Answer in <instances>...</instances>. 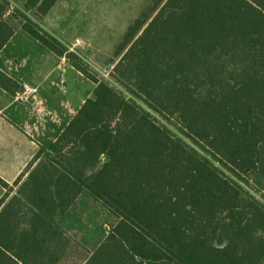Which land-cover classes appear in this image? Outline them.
<instances>
[{"label":"trees","instance_id":"obj_1","mask_svg":"<svg viewBox=\"0 0 264 264\" xmlns=\"http://www.w3.org/2000/svg\"><path fill=\"white\" fill-rule=\"evenodd\" d=\"M21 1L41 19L58 0ZM11 6L0 0V51ZM153 9L128 27L108 77L23 14L96 86L9 199L0 178V264H58L76 242L61 218L84 194L112 227L83 264H264V0ZM0 86L20 90L2 70Z\"/></svg>","mask_w":264,"mask_h":264},{"label":"crops","instance_id":"obj_2","mask_svg":"<svg viewBox=\"0 0 264 264\" xmlns=\"http://www.w3.org/2000/svg\"><path fill=\"white\" fill-rule=\"evenodd\" d=\"M88 10L92 16L97 14L94 0H58L36 21L87 62L94 56L112 57L117 43L109 48L100 44L96 23L86 20ZM9 22L15 32L0 51V70L14 79L20 90L11 94L0 86V178L13 187L8 199L39 148H49L56 141L96 86L65 56L47 49L22 25L12 19ZM124 29L121 35L128 30ZM104 34L103 38H110ZM25 85L30 87L28 93ZM7 191L0 183V200Z\"/></svg>","mask_w":264,"mask_h":264},{"label":"rangeland","instance_id":"obj_3","mask_svg":"<svg viewBox=\"0 0 264 264\" xmlns=\"http://www.w3.org/2000/svg\"><path fill=\"white\" fill-rule=\"evenodd\" d=\"M94 2L97 4V14L92 16L88 10L86 20L96 23L98 40L104 48L114 47L116 43L118 46L111 51L112 57L94 56L87 60L101 75L108 77L107 63L111 59L118 60L115 54L125 38L126 34H121L124 28L127 30L126 24L134 23L137 17L151 19L155 13L153 9L155 0H94ZM12 5L14 12L8 15V18L16 22L18 26L22 25L23 14L37 20L35 11L33 9L27 11L21 0H12ZM104 33L110 37L107 38L109 41L103 38ZM155 116L162 121L159 116ZM108 219L106 210L99 202L85 194L81 195L76 206L61 218L63 227L75 238L76 242L58 264H83L111 230L112 223Z\"/></svg>","mask_w":264,"mask_h":264},{"label":"built area","instance_id":"obj_4","mask_svg":"<svg viewBox=\"0 0 264 264\" xmlns=\"http://www.w3.org/2000/svg\"><path fill=\"white\" fill-rule=\"evenodd\" d=\"M13 12H14V7L12 5L11 8L8 10L7 15H11ZM29 91H30L29 85H25V93H28Z\"/></svg>","mask_w":264,"mask_h":264}]
</instances>
